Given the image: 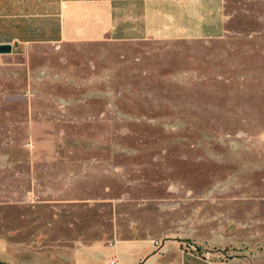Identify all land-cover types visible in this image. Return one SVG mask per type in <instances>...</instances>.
<instances>
[{
    "label": "rangeland",
    "instance_id": "obj_1",
    "mask_svg": "<svg viewBox=\"0 0 264 264\" xmlns=\"http://www.w3.org/2000/svg\"><path fill=\"white\" fill-rule=\"evenodd\" d=\"M224 3L221 39L0 55L1 263L264 247V0Z\"/></svg>",
    "mask_w": 264,
    "mask_h": 264
},
{
    "label": "crops",
    "instance_id": "obj_2",
    "mask_svg": "<svg viewBox=\"0 0 264 264\" xmlns=\"http://www.w3.org/2000/svg\"><path fill=\"white\" fill-rule=\"evenodd\" d=\"M226 31L224 0H0V44L17 50L193 42L221 39ZM136 243L120 242L107 264H264L256 242L201 255L180 245Z\"/></svg>",
    "mask_w": 264,
    "mask_h": 264
},
{
    "label": "water",
    "instance_id": "obj_3",
    "mask_svg": "<svg viewBox=\"0 0 264 264\" xmlns=\"http://www.w3.org/2000/svg\"><path fill=\"white\" fill-rule=\"evenodd\" d=\"M14 46L12 44L4 43L0 44V55L12 54Z\"/></svg>",
    "mask_w": 264,
    "mask_h": 264
},
{
    "label": "built area",
    "instance_id": "obj_4",
    "mask_svg": "<svg viewBox=\"0 0 264 264\" xmlns=\"http://www.w3.org/2000/svg\"><path fill=\"white\" fill-rule=\"evenodd\" d=\"M186 250L187 251H190L191 250L190 252H196V253H198V247H196L193 244H187Z\"/></svg>",
    "mask_w": 264,
    "mask_h": 264
},
{
    "label": "trees",
    "instance_id": "obj_5",
    "mask_svg": "<svg viewBox=\"0 0 264 264\" xmlns=\"http://www.w3.org/2000/svg\"><path fill=\"white\" fill-rule=\"evenodd\" d=\"M199 250H201V248H200V247L198 248V252H199ZM0 264H4V263H1V262H0Z\"/></svg>",
    "mask_w": 264,
    "mask_h": 264
}]
</instances>
